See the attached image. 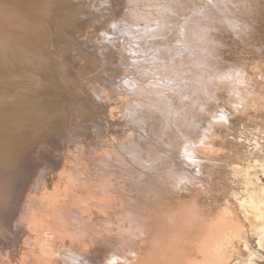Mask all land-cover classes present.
<instances>
[{"label":"bare ground","instance_id":"6f19581e","mask_svg":"<svg viewBox=\"0 0 264 264\" xmlns=\"http://www.w3.org/2000/svg\"><path fill=\"white\" fill-rule=\"evenodd\" d=\"M33 1L34 8L43 10L39 15L42 26L37 17L35 22L29 20L30 24H35L30 26L19 14L24 22L22 19L18 22L15 13L12 12L11 17L9 13L5 15L2 11L7 13V10L2 7L4 10L0 11L5 17L0 13V41L4 44L9 46L13 39L20 41L24 36L21 30L33 31L36 26L37 30L46 29L43 39L47 43L58 38L53 34L60 15L48 14L49 7L44 9L43 0ZM88 1L90 4L91 0ZM106 2L110 6L108 11L118 6L119 9L107 16L100 14L101 5L99 11L96 9L99 14L90 9L92 16L89 17L88 12V17L92 22L86 34L80 31L81 17L86 14L77 7L73 15L67 12L69 7L58 11L65 15V25L78 31H75L77 43L71 40L74 48L81 43L78 38L85 37L82 44L91 49L101 40L107 57L117 58L114 49L126 50L125 56L115 60L112 72L114 75L122 73V78L117 77L119 81L123 79L118 85H110V90H105L109 87L105 85V78L95 74L86 84L99 99L114 104L104 102L105 105L96 106L99 113L106 112L107 128L124 118L117 124L121 128L115 132L117 137L107 133L109 140H116L118 145L106 143L107 152L104 148L101 151L103 139L98 136L96 140V131L91 128V134L77 133L69 140L64 139L65 144L70 143L64 154L61 147H55L57 157H53L52 148L45 152L47 156H32L34 162L30 164L31 159H26L33 152L40 153L41 141L45 142L43 140L50 135L48 118L53 115V110L44 112L48 105L44 104L43 111L38 109L44 118V126L41 125L48 127L43 128L48 134L41 139L34 132L36 138L33 139L32 136L27 139L28 133L24 131L26 137L20 135L32 147L28 148L30 151L26 149L30 155L21 161L25 165V177L17 180V188H11L9 179L19 172L18 161L0 162V213L3 209L8 212L4 215L6 218L0 214V264H250L256 251L264 250V0ZM36 34L38 36V32ZM49 49L48 53L44 51L46 56L52 55L51 47ZM82 52L85 57L81 58V63L92 60L93 51ZM57 53L59 51H55L56 60L65 59L66 52ZM9 54L7 48L1 49L0 61ZM71 54L68 55L73 56ZM79 54L74 58H79ZM62 68L58 66L64 75ZM80 70L83 80L93 75L89 69ZM101 73L104 72L99 75ZM99 77L105 80L104 89ZM26 91L21 94H27ZM17 95H14L16 101L12 99L15 102L21 96ZM52 97L47 98L52 102ZM10 106L16 107V103ZM120 109L122 116H117ZM58 110H54V114L59 113ZM22 113L25 120L26 116H32L31 111ZM32 118L27 119L28 122ZM64 122L67 123H60ZM16 129L18 132L15 126ZM37 138L40 141L36 143ZM19 154H23L22 151ZM6 156L9 157V152ZM61 167L63 171L59 170ZM58 183L64 189L61 194L50 197ZM58 196L63 197L58 199ZM9 219L15 221L14 224Z\"/></svg>","mask_w":264,"mask_h":264},{"label":"rangeland","instance_id":"374dc122","mask_svg":"<svg viewBox=\"0 0 264 264\" xmlns=\"http://www.w3.org/2000/svg\"><path fill=\"white\" fill-rule=\"evenodd\" d=\"M12 1V2H11ZM18 1V2H17ZM33 0H31V1H27V0H10V2L8 1V0H0V10L2 11V10H4V8H2V7H5V9L7 10V13H6V11H2V13L4 14L5 13V15L6 14H8V15H10V17H11V14H12V12H13V14H14V18L15 17H17V18H15V19H17V21L19 22V21H21V19L23 18L24 20H25V23H29V25L30 26H32V24H34V23H32V24H30V22L32 21V20H34V22L35 21H37V20H35V19H37L38 18V20H39V22L38 23H40L41 24V21H40V19H41V16H39L40 15V13L43 11L42 9H39V7H36L35 6V8L33 7V5L34 4H31V3H33L32 2ZM45 3V7H44V9L45 8H47V7H49V8H47V9H49V13L48 14H50V13H52L53 14V16L55 15V14H57L56 16L58 17L59 15L60 16H62V17H60L59 16V19L57 20V24L55 23V25L54 26H56V27H54L55 28V33L53 34V36L55 37H58V38H56L55 39V41H57V42H55V45L53 44V46H52V44L51 43H54L53 41L50 43V41H49V43H50V45H49V43H47V40H45V39H43V38H45L44 36H45V31H46V29H44V28H40V29H38L37 30V28L36 27H38V26H33V31L32 30H30V31H28L29 33L31 32H34V33H30L31 35H35L37 32H38V36H39V38H38V36H37V34H36V37L35 36H32V37H30L31 35L29 34V36L28 35H26V33H28L27 32V30L25 31H22L21 30V32H23L22 34H24V36H22L21 37V39H20V41H22L23 43H21L20 41H19V39H15V40H18V41H16L17 43L19 42L22 46H20V44H19V46L17 45V43H15V40L13 39L12 40V44H16L15 46L16 47H14V46H12V44H10V42H11V40H10V42L8 43L9 44V46L7 45V44H4L2 41H0V50L2 49V50H4L5 48H7L8 49V52L10 53L9 54V56L8 57H5L4 59H1V61H0V107H1V109H0V162H3L4 164H6V161L8 162V160L10 161L11 159H12V161H18V167H19V172H15V173H13L12 175H11V179H9L10 180V185H11V188H17V186H19L18 184H19V181L20 180H22V179H24V170H25V165H22V163L23 162H21V161H23L24 159L23 158H25L24 156H28V155H30L29 153V151L31 150H29L28 148H30V146L32 147V144L31 143H27V139L28 138H30L31 136V139H33V138H36L35 137V135H33L34 133H36V135L38 136V138H39V136H40V139H41V137H44L46 134H48V132L50 133V135H46L47 137L45 138V140H43V141H45V142H42L41 141V143H42V145H43V148L42 149H44L45 147H47V148H45L44 150H42L43 151V153H42V151L40 150V153L39 152H36L37 154H35L34 152V154L32 155L31 154V156H30V158L28 157V159H26V160H30L31 159V161H29V163L31 164V163H33L34 162V160H32L33 158H32V156L33 157H35V158H37L38 156L41 158V157H43V156H47V153H45V152H47V150H50L51 151V149H52V155H53V157L55 158V157H57V155H55L56 153H54V149H55V147L56 148H58V147H61V149H63L62 150V153L61 154H64L65 152H66V150H68L67 148V146H69V142H67L66 144L64 143L65 142V140H69L72 136H74V134L76 135L77 133L78 134H83V132H84V134L85 133H88V134H91V132H93L92 131V129L93 130H95L96 131V134L94 135L95 136V138H96V140H98V136H101V139H103V142H102V144H101V146H102V150L101 151H103V148L104 149H106L105 148V146L107 145V144H116V145H118L117 144V141L116 140H112V142L109 140L110 138L109 137H107L108 136V134H111L112 136L114 135V137H117V135H116V133L115 132H117L119 129H121V128H119L118 127V125L117 124H119L121 121H123V119L124 118H122V120H121V118L120 119H118L114 124L115 125H110V127H106V126H108L107 124H108V121L106 120V116H104V114L106 113V112H104L103 114H102V111H100V113L98 112L99 111V109H98V111H97V108H96V106L97 105H105V103L106 104H109V105H114L113 103H111V101H109V102H106L105 100H101V99H99L96 95H94V90H92V89H90L91 88V86H90V88H89V84L86 86V84L91 80H93V76H102V78L104 79L105 78V80H103L102 78H97V79H99L100 80V84L102 85V87H103V89L106 87L105 85L107 84V86L109 85V87H106L105 88V90L106 89H109L110 90V85H112V87L114 86V85H118V81H119V78L122 76V73H121V75H120V73L118 72V73H115V75L113 74L114 73V70H115V66H116V59L118 58V57H122V56H125L126 54V50L124 49V52H122L121 50H122V48L121 49H119V50H115L114 49V55H115V57H117V58H114V56L113 57H107L106 55L104 56V54H106V50H105V48L103 47V46H101L102 45V41L100 40H97L93 45L94 46H96V47H92V49H91V47L89 48V47H85V43L84 44H82L84 41V38L83 39H79L78 38V40H80V44H76L75 46V48H74V42H76L77 43V37H78V34H76L78 31L77 30H74V29H72V28H68L66 25H65V22H64V17H65V15L63 16L62 14H61V12H59V11H61L62 9H63V7H69V9H67V12L69 11H71V15H73L74 13L72 12V11H74V9L77 7L79 10H80V12H83L84 14L83 15H85L86 14V16L84 17H81L82 18V24L80 25L81 27H80V31L81 30H84L83 31V33L84 34H86V32L88 31V29H90V23L92 22V20H91V18H89L90 16H92V12H90V9L91 10H93V11H95V12H97L98 14H99V12H100V14H103L104 16H107V15H110V12L112 11V10H114L113 11V14L114 13H116V11H117V9H119V6L118 5H116L117 4V2L115 3H113V4H115V6H118V8L116 9V7H115V9L111 6V8H113V9H111V11H108L109 10V8H110V6H108V1L106 2V0H105V2L107 3H105L104 1V3H102V0L101 1H99V0H91L90 1V4H89V1L88 0H49L50 2H48V0H43ZM81 1V2H80ZM84 1L86 2V5H85V3H84ZM93 1V3H91ZM94 1H96L97 3V6L95 5V2ZM22 2H24V3H22ZM52 2V3H51ZM98 2L100 3V4H98ZM27 3V4H26ZM51 3V4H50ZM102 3V4H101ZM6 4V5H5ZM74 4V5H73ZM82 4V5H81ZM84 4V5H83ZM104 4V5H103ZM2 5H4V6H2ZM9 5V6H8ZM31 5V6H30ZM52 5V7H50ZM90 5V6H89ZM100 5H101V8H102V10H100ZM103 5V6H102ZM105 5H107V7L105 6ZM27 6V7H26ZM83 6V7H82ZM99 6V7H98ZM7 7H8V9H7ZM24 7H25V9H24ZM28 7H30V9L31 10H29V9H27ZM33 7V8H32ZM80 7V8H79ZM95 7V8H94ZM98 7V8H97ZM21 8V9H20ZM58 8V9H57ZM11 11H10V10ZM38 9V10H37ZM46 9V10H47ZM84 9H85V11H86V9H87V12H85L84 11ZM99 11H97V10ZM29 10V11H28ZM32 10H35V12H31ZM42 10V11H41ZM56 12H54V11ZM59 10V11H58ZM1 11H0V13H1ZM9 11V12H8ZM27 11H28V13H27ZM41 11V12H40ZM108 11V12H107ZM16 12H17V14H16ZM32 14H31V13ZM37 12H39L38 14H36ZM46 13L48 12V10L47 11H45ZM88 12H89V17H88ZM1 13V17L3 16V14ZM45 13V14H46ZM59 13V14H58ZM104 13H107V14H104ZM112 13V12H111ZM20 15V17H22V18H20L19 17V15ZM23 14V15H22ZM26 14V15H25ZM42 14V13H41ZM48 14H47V17H49L48 16ZM5 15L3 16V17H5ZM7 15V16H8ZM16 15V16H15ZM31 15V16H30ZM37 15V16H36ZM112 15V14H111ZM13 16V15H12ZM27 16V17H26ZM28 16H30V17H28ZM55 16V18H57ZM82 16V15H81ZM2 17V18H3ZM26 17V18H25ZM34 17V18H33ZM37 17V18H36ZM13 18V17H12ZM18 18H20V20L18 19ZM50 18V17H49ZM22 19V21L24 22V20ZM48 18H46V20H47ZM29 20H31V21H29ZM45 19L43 20V21H46ZM2 21V20H1ZM48 22H49V20H47ZM60 21H63L62 23L60 22ZM62 24V25H61ZM35 25V24H34ZM39 25V24H38ZM64 25V26H63ZM86 25H88L89 26V28H88V26H86ZM41 26H42V24H41ZM86 28V29H85ZM36 29V30H35ZM70 29H72L71 30V32L69 31ZM57 30V31H56ZM86 30V31H85ZM16 31H18V33H20V31L18 30V29H16ZM35 31H37V32H35ZM75 31H76V33H75ZM14 32V31H13ZM25 32V33H24ZM70 32V33H69ZM57 33V34H56ZM62 35H61V34ZM67 33H69V34H67ZM74 33H75V36H74ZM13 34V33H12ZM11 34V35H12ZM73 35V37H72V35ZM60 35V36H59ZM13 36H15V35H13ZM100 36V35H99ZM62 37V38H61ZM31 38V39H30ZM35 39H37V40H35L36 41V43L37 44H35V43H33V41ZM44 40L43 42H41V40ZM67 39H68V41H67ZM74 40L73 41V43L71 42V40ZM76 39V40H75ZM28 40H33V41H28ZM82 40V41H81ZM34 41V42H35ZM46 41V43H44ZM63 41V42H62ZM39 42V43H38ZM58 42H60L59 44H58ZM41 43V44H40ZM79 43V42H78ZM4 44V45H3ZM39 44V45H38ZM35 45V46H34ZM36 45L39 47H36ZM79 45H81V46H83V48H86V49H83V48H81ZM10 46H12V47H10ZM34 46V47H33ZM59 46V47H58ZM78 46V47H77ZM5 47V48H4ZM22 47V48H21ZM51 47V50H52V55L49 53V54H47L48 56H46L45 54H44V51H46L47 50V53L48 52H50V48ZM54 47H55V49H54ZM74 49H73V48ZM11 48V49H10ZM44 48H46L45 50H43ZM77 48V52L75 51V49ZM79 48H81V50H79ZM96 48V49H95ZM100 48H101V51H100ZM102 48H103V50H102ZM32 49H34V50H32ZM38 49H39V51H38ZM40 49H42V51L40 50ZM72 49L75 51V53H74V51H72ZM61 50H65V51H61ZM69 50V51H68ZM82 50H85L86 52H87V54L88 53H90L91 51H93L92 52V60L90 61V60H82V62L84 61H86L85 63H81V58L82 57H85L84 56V53L82 52ZM105 50V51H104ZM55 51L57 52V51H59V53H57V54H61V55H63L65 52V59L64 60H56V58L58 57V56H56L55 55ZM72 51V52H71ZM83 55V56H81V54H79V52ZM104 51V52H103ZM116 51L117 52H119V54L117 53L116 54ZM61 52V53H60ZM67 52H68V54L70 53H74L73 54V56H69L68 54H67ZM32 53V54H31ZM54 53V54H53ZM76 53H77V55L79 54L80 56H79V58L78 57H76V58H74V56H76ZM100 55H99V54ZM41 54V57H39V55ZM71 54V55H72ZM125 54V55H124ZM43 55V56H42ZM51 55V56H50ZM99 55V56H98ZM1 56V55H0ZM32 56V57H31ZM53 56V57H52ZM55 56V57H54ZM60 56V55H59ZM23 57V58H22ZM29 57V58H28ZM52 57V58H51ZM69 57V58H68ZM103 57H105V58H103ZM48 58H49V60H48ZM52 60H51V59ZM73 58H74V60H73ZM111 58H112V61H113V63H112V61H111ZM24 59V60H23ZM44 59H47L46 61L44 60ZM72 59V60H71ZM79 61H78V60ZM18 60V61H17ZM32 60V61H31ZM55 60H56V63H55ZM70 60V61H69ZM77 60V61H76ZM94 60V61H93ZM103 60V61H102ZM118 60V59H117ZM59 61V63H57ZM71 61H74L73 63L71 62ZM93 61V62H92ZM115 61V62H114ZM34 62V63H33ZM37 62V63H36ZM44 62V63H43ZM69 62V63H68ZM71 62V63H70ZM80 62V63H79ZM92 62V63H91ZM95 62V63H94ZM104 62V63H103ZM11 63V64H10ZM13 63V64H12ZM27 63V64H26ZM63 63V64H62ZM75 63H78V64H75ZM87 63V64H86ZM88 63H89V65H88ZM82 64H84L83 65V67H80ZM91 64H93L96 68H94V66L93 65H91ZM113 64V65H112ZM7 65V66H6ZM60 67L61 65H62V69L64 70H62L63 72H66V73H63L64 75H62V72H60L59 70H58V66ZM64 65V66H63ZM71 65V66H70ZM79 65V66H78ZM88 65V66H87ZM115 65V66H114ZM32 66H34V68L32 67ZM67 66V67H66ZM76 66H78V67H76ZM102 66V67H101ZM8 67V68H7ZM21 67V68H20ZM25 67V68H24ZM30 69H29V68ZM80 67V69L82 68V69H85V70H87V69H89V72L91 73V75H92V73H93V75L92 76H89L88 77V79L87 80H83L82 79V77H80L81 76V70L80 69H78ZM105 68V70H102V69H104ZM113 67H114V69H113ZM24 68V69H23ZM28 68V69H27ZM36 68V69H35ZM65 68H66V70H65ZM73 68V69H72ZM39 71H38V70ZM55 69V70H54ZM72 71H71V70ZM74 69H76V71L74 70ZM94 69H96L95 71H94ZM107 69H108V73H107ZM43 70V71H42ZM92 70H93V72H92ZM102 70V71H101ZM111 70V71H110ZM19 71V72H18ZM23 71V72H22ZM28 71V72H27ZM35 71V72H34ZM36 71H37V73H36ZM67 71L69 72V76L71 75L72 76V78H70V77H68V75H66L67 74ZM75 71V72H74ZM97 71H99L98 73H97ZM34 74H33V73ZM52 72V73H51ZM59 72V73H58ZM80 72V73H79ZM94 72H96V73H94ZM100 72H104L103 74L101 73V75H99L100 74ZM111 72V73H110ZM113 72V73H112ZM124 72H126V70H124ZM123 72V73H124ZM32 74V75H30V74ZM41 73V74H40ZM47 73V74H46ZM57 73H58V75H57ZM61 73V74H60ZM21 74H22V76H21ZM37 74V75H36ZM42 74H44V76L43 77H41L42 76ZM49 74H51L50 76H49ZM73 74V75H72ZM95 74V75H94ZM104 74L106 75L105 77H104ZM108 74V75H107ZM37 77H36V76ZM38 75H40V76H38ZM50 77H48V76ZM56 75V76H55ZM66 75V76H65ZM120 75V76H119ZM46 76V77H45ZM108 76V77H107ZM119 76V78H117ZM45 77V78H44ZM48 77V78H47ZM111 77V78H110ZM53 78V79H52ZM116 78V79H115ZM122 78V77H121ZM34 79V80H33ZM43 79V80H42ZM51 79V80H50ZM76 79V80H75ZM94 79H96V78H94ZM102 79V80H101ZM113 79V80H112ZM49 82H48V81ZM56 80V81H55ZM108 80V81H107ZM123 79H121L119 82H121ZM76 81H77V83L79 82L80 84H79V86H78V84L76 83ZM84 81H87V82H84ZM103 81H105V82H107V83H105V87L103 86ZM12 82V83H11ZM41 83L42 84V82H44V84H42V86H41V84H39V83ZM109 82V83H108ZM113 82H115V83H113ZM117 82V83H116ZM74 83H76V84H74ZM112 83V84H111ZM7 84V85H6ZM36 84H38L37 85V87H36ZM97 84H99L98 83V81H97ZM32 85V86H31ZM85 85V86H84ZM1 86L3 87V88H1ZM47 87V88H45V90L43 89L44 87ZM76 86H78V87H76ZM82 86V87H81ZM18 87V88H17ZM34 87V88H33ZM37 89H36V88ZM40 87V88H39ZM101 87V88H102ZM21 88H23L22 89V93L24 92V91H26V90H30V92L29 91H26L27 92V94L25 93V94H21V92H20V90H21ZM38 88H39V90H38ZM54 88H55V90H54ZM77 88V89H76ZM88 88H89V90H88ZM34 89V91L36 90L37 92H32V90ZM48 89V90H47ZM51 89V90H50ZM52 89L55 91V92H58V93H55V92H53L52 91ZM43 90V91H42ZM92 90V91H91ZM113 90V89H112ZM45 91V92H44ZM46 91H48V92H46ZM50 91H52L53 93H51ZM73 91V92H72ZM12 92V93H11ZM40 92H42L41 94H40ZM45 94H44V93ZM85 92V93H84ZM16 94H18V95H21V96H18V102H15L16 100H15V98H16V96H14V95H16ZM36 94L38 95V96H36ZM55 94H57V98L55 97ZM60 94H61V96H60ZM52 95H54L53 97H52ZM85 96V97H84ZM10 97V98H9ZM12 97V98H11ZM21 97V98H20ZM23 97V98H22ZM31 97V98H30ZM37 100L38 98H42L40 101H33L34 100V98ZM51 98L52 97V99H54V100H52V102H51V100L50 99H48V98ZM65 97V98H64ZM83 97V98H82ZM14 98V99H13ZM46 98H47V101H46ZM87 98V99H86ZM15 100V101H13V100ZM22 99H23V101H22ZM21 100V101H20ZM27 100H28V102H27ZM50 100V101H49ZM59 100V101H58ZM11 101V102H10ZM26 101V102H25ZM32 101H33V103H34V105L32 104ZM41 101H42V104H41ZM47 102V103H43V102ZM58 102V103H55V104H57L56 106H54L55 104H54V102ZM91 101V102H90ZM12 102H14V103H12ZM23 102V103H22ZM37 102V103H36ZM38 102H39V104H38ZM53 104H51V103ZM94 102V103H93ZM105 102V103H104ZM15 103H16V107H11L10 105L12 104H14L15 105ZM19 103H21V105H19ZM61 105H60V104ZM33 106H32V105ZM38 104V105H37ZM44 104L47 106H50V108L47 106V107H45L46 108V110L44 109ZM19 105V106H18ZM26 105V106H25ZM30 105H31V107L33 108V110H32V108L30 107ZM41 105V106H40ZM58 105L59 106H62V107H58ZM18 106V107H17ZM21 106V107H20ZM52 106V107H51ZM64 106V107H63ZM92 106V107H91ZM121 106V105H120ZM3 107V108H2ZM42 107H43V109H44V112H46V111H52V113H53V115L52 114H50L51 116L48 118V119H50L49 121H50V123H51V126L48 128V127H43L44 126V124H43V119L44 118H42L43 117V114L41 115L40 114V112H39V110L38 109H42ZM53 107H54V109H53ZM66 107V108H65ZM69 107V108H68ZM71 107V108H70ZM9 108V109H8ZM11 108V109H10ZM58 110V108L60 109V110H58V112L61 114V117H60V114L59 113H56V114H54L55 112H57V110ZM7 110V111H5V110ZM13 109V110H12ZM43 109H42V111H43ZM50 109V110H49ZM84 109V110H83ZM93 109H96L95 111H97V114H96V112L93 110ZM24 110H27V111H31V113L32 114H30V115H32V116H30L29 118L26 116V120L27 119H30V118H32L31 120H29L30 122H28V120H27V122H26V120H25V116L23 115V111ZM37 112H36V111ZM54 110H55V112H54ZM9 111V112H8ZM13 111V112H12ZM41 111V110H40ZM42 111H41V113H42ZM117 111H118V113H117ZM116 111V113L118 114H116L115 113V115H117V116H122V114H121V109L120 110H117ZM10 112H11V115H10ZM74 112V113H73ZM14 113V114H13ZM35 113V115H38V114H40V116H35V115H33ZM37 113V114H36ZM7 114V115H6ZM63 114H66V115H63ZM67 114L69 115V116H67ZM111 114V113H110ZM109 114V115H110ZM16 116L17 118H11L12 116ZM23 116L24 118H22L21 116ZM56 116L55 118H52L53 116ZM4 116H5V119H4ZM35 116V117H34ZM80 116V117H79ZM10 119H9V118ZM39 117H41V119L39 118ZM75 117V118H74ZM37 118V119H36ZM39 118V119H38ZM64 118H67L66 120L64 119ZM80 118V119H79ZM7 119V120H6ZM14 120V121H13ZM20 120V121H19ZM42 120V122H40ZM58 120V121H57ZM61 120V121H60ZM68 120V121H67ZM7 121L9 122V124L7 123ZM63 121H66L67 123L65 124V122L64 123H60V122H63ZM104 121V122H103ZM80 124H79V123ZM83 122V123H82ZM30 125H29V124ZM32 123V124H31ZM11 124V125H10ZM24 125V126H22V125ZM26 124V125H25ZM29 125V127H28V125ZM43 126H42V125ZM54 124H55V126H54ZM7 125V126H6ZM33 126V128H32V126ZM60 125H62V126H64L63 127V130H62V126H60ZM66 125V126H65ZM68 125V126H67ZM12 126V127H11ZM15 126H16V128H19V133L17 132V130L18 129H16L15 130ZM31 126V127H30ZM48 126V125H47ZM21 127V128H20ZM27 129H26V128ZM102 127V128H101ZM117 127V128H116ZM47 129L48 130V132H46L47 130H44V129ZM60 128V129H59ZM68 128V129H67ZM92 128V129H91ZM13 131H12V130ZM21 129V130H20ZM23 129V130H22ZM43 130V132L41 131V130ZM58 129V130H57ZM70 129H71V132H70ZM110 129V130H109ZM9 130V131H8ZM38 130V131H37ZM39 130H40V132H39ZM50 130V131H49ZM10 131H12L13 133H14V135L10 132ZM16 131V132H15ZM26 133H28L27 134V136H29V137H27V139L26 138H24V137H26V134L24 133V132ZM37 131V132H36ZM78 131V132H77ZM7 132H10V133H7ZM21 132V133H20ZM34 132V133H33ZM44 133V135L42 134V133ZM68 132V134H66ZM76 132V133H75ZM80 132V133H79ZM18 133V136L16 137V134ZM23 133V134H22ZM32 133V134H31ZM108 133V134H107ZM7 134L10 136V139L9 138H7V137H9V136H7ZM24 134H25V136H24ZM40 134H42V135H40ZM71 134V135H70ZM106 136H105V135ZM12 135V136H11ZM24 136V137H21V136ZM63 135H65L64 137H63ZM104 135V136H103ZM7 136V137H6ZM54 136V137H53ZM61 136L63 137V138H61ZM12 137V138H11ZM15 137V138H14ZM58 137H60V139H61V141H59V138ZM69 137V138H68ZM106 137V138H105ZM6 138V139H5ZM19 138V139H18ZM24 138V140H20V139H23ZM38 138H37V140H36V143L38 142V141H40V139L38 140ZM51 139V140H50ZM65 139V140H64ZM7 140V141H6ZM11 140H14V141H11ZM16 140V141H15ZM51 141V142H49V141ZM53 140V141H52ZM32 141V140H31ZM56 141V142H55ZM29 142H30V139H29ZM49 142V143H48ZM60 142H63V143H61V144H63V145H60ZM107 143V144H106ZM39 144V143H38ZM60 146H59V145ZM65 144V145H64ZM14 145V146H13ZM18 145V146H17ZM49 145V146H48ZM16 146H17V148L19 149L20 148V152L22 151V153L23 154H19L20 152L18 151V149L16 148ZM62 147H64V148H62ZM107 147V146H106ZM50 148V149H49ZM26 149H28V150H26ZM65 149V150H64ZM12 150V151H11ZM54 150V151H53ZM17 151V152H16ZM26 151V152H25ZM38 151V150H37ZM105 151V150H104ZM9 152V157L8 156H6L7 155V153ZM106 152H107V149H106ZM12 153V154H11ZM13 155V156H12ZM36 155V156H35ZM53 157H51L52 159H54ZM40 158H38V159H40ZM23 159V160H22ZM25 161V160H24ZM21 162V163H20ZM60 171H63V168L61 167L60 169H59ZM58 170V172H60ZM22 174H23V176H22ZM19 176H20V178H19ZM15 177V178H14ZM19 179V181L17 182V180ZM12 181V182H11ZM22 182V181H21ZM32 186V185H31ZM58 188L56 189V187L51 191V193L49 194L50 195V197L52 196V195H54L55 193L56 194H59L60 192H62V189H64L63 187H62V184H59L58 183ZM54 190H56V191H54ZM52 194V195H51ZM61 194V193H60ZM63 196H58V199H61ZM6 209H3L2 211H1V216H3L4 218H6L5 216H7V214H8V212L6 213V211H5ZM5 215V216H4ZM11 220L9 219V222H10ZM12 222V224H14V222L15 221H11ZM12 230V229H11ZM0 236H2V235H0ZM0 238H2V237H0ZM22 242H23V240H21ZM20 241V243H22ZM256 253H257V255H256V257H252L251 258V260H250V264H264V250L262 251V252H259V251H256ZM257 259V260H256Z\"/></svg>","mask_w":264,"mask_h":264}]
</instances>
